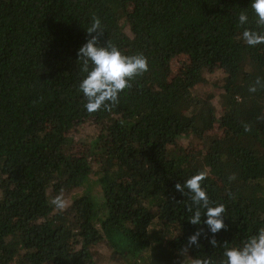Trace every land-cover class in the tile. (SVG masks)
<instances>
[{"label":"trees","instance_id":"16d2710c","mask_svg":"<svg viewBox=\"0 0 264 264\" xmlns=\"http://www.w3.org/2000/svg\"><path fill=\"white\" fill-rule=\"evenodd\" d=\"M101 263L264 264V0H0V264Z\"/></svg>","mask_w":264,"mask_h":264},{"label":"rangeland","instance_id":"374dc122","mask_svg":"<svg viewBox=\"0 0 264 264\" xmlns=\"http://www.w3.org/2000/svg\"><path fill=\"white\" fill-rule=\"evenodd\" d=\"M183 59L182 58H177L171 62V77L175 76L178 69L182 66ZM218 72V71H217ZM217 76H221V72L217 73ZM214 80L213 78L210 79L209 83L202 86L199 91L202 94H210V95H217V91L213 86ZM216 108L217 104H215ZM96 134V131L94 130L93 127L91 126H83L77 128L75 131H73V137L74 139L81 143V142H87L89 141L92 137H94ZM188 141L190 142L191 145H194L196 143L195 139L193 137H189ZM78 191H75V193ZM70 195L68 194H63L62 195V208L66 207L70 203ZM104 264V263H101Z\"/></svg>","mask_w":264,"mask_h":264}]
</instances>
